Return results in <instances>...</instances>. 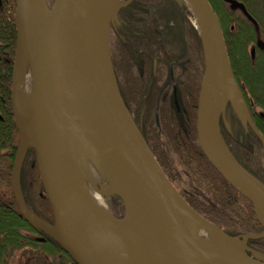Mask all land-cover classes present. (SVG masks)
<instances>
[{"label":"water","instance_id":"95a60500","mask_svg":"<svg viewBox=\"0 0 264 264\" xmlns=\"http://www.w3.org/2000/svg\"><path fill=\"white\" fill-rule=\"evenodd\" d=\"M17 41L11 105L20 144L12 169V189L21 216L51 235L76 264H264V253L248 240L264 238V184L234 157L220 130V116L232 110L245 130L263 145L229 61L223 30L209 0H175L200 19L205 70L197 106L201 149L217 169L253 204L260 234L230 236L195 211L169 180L122 98L110 48V15L103 0H15ZM231 2L244 8V5ZM31 24L36 33L34 62L29 57ZM257 46L264 50V42ZM88 50V52H85ZM32 75L26 116L21 111L25 77ZM219 83L215 119L213 85ZM225 126L229 128L224 119ZM29 149L36 153L39 175L54 223L26 205L20 175ZM109 160L113 191L123 202L133 234L119 236L104 226L101 211L81 189L77 173L101 191L90 161ZM100 188V189H99ZM107 215L118 221L113 215ZM213 236L211 241L201 233Z\"/></svg>","mask_w":264,"mask_h":264},{"label":"trees","instance_id":"16d2710c","mask_svg":"<svg viewBox=\"0 0 264 264\" xmlns=\"http://www.w3.org/2000/svg\"><path fill=\"white\" fill-rule=\"evenodd\" d=\"M53 1L49 0L50 7ZM209 1L219 17L235 78L252 120L264 137V51L257 46L258 40L264 42V0H235L244 8L235 6L231 0ZM166 7L170 11V24H183L193 31L186 54H182L185 48L181 40L174 41L171 37L170 42L169 61L184 107L180 113L172 107L166 90L159 93L155 85H147V80L141 82L133 76L134 57L141 56L149 64L153 50H164L155 40L158 37L155 31L161 30L157 14ZM120 14L121 11L116 19L123 18L124 30H120V34L127 44L121 43L116 31H112L110 38L118 86L125 105L165 174L195 211L228 235L262 233L263 227L252 202L217 171L198 141L197 105L205 59L202 40L189 21L190 11L175 0H133L122 16ZM134 25L141 35L133 33ZM16 41V1L0 0V264H10L16 256L18 264H76L57 240L46 232L38 233L25 221L14 198L12 169L20 144L11 105ZM130 41L134 49L127 47ZM250 44L255 46L253 53L248 49ZM137 98L140 100L135 104ZM225 115L229 128L223 118L220 126L228 148L237 161L264 184L260 138L251 127L244 129L230 104ZM20 184L27 207L53 224V211L44 192L33 149L26 154ZM113 206L117 215L124 214L123 203L117 195L113 197ZM248 245L264 252V238L249 240Z\"/></svg>","mask_w":264,"mask_h":264},{"label":"flooded vegetation","instance_id":"af4514ba","mask_svg":"<svg viewBox=\"0 0 264 264\" xmlns=\"http://www.w3.org/2000/svg\"><path fill=\"white\" fill-rule=\"evenodd\" d=\"M132 1L133 0H124V5L119 9L118 13L120 11H121V14L124 13V11H126V8L129 6V4L132 3ZM169 12H170L169 9L166 7L165 9L162 8V11L157 14V17L159 18L160 23H161V25H159L161 27V30L159 31L157 29L155 31V33L157 32V35H158V37L155 40L157 41V43H159L164 48V50L163 51H159L158 49L153 50V52H151V56H150L152 58L151 63H149V64H147V60L142 59L141 56L140 57H134L133 58V65H134L133 76L138 78V80L141 82H143V80H147L148 81V83H146L147 85H155L158 88L157 92H159V93L166 90L168 95H169V98H171V102L173 104L172 107L175 109V111L177 113H180L181 108L183 107V104H182L181 99L179 97V90H178L177 82L175 81V72H173V70H171V65H170V61H169L170 42H171V37L174 41L181 40L182 45L185 48V50L184 49L182 50V54H186V51L188 49H190V46H191L190 42H191V36L193 35V31L189 28H186L183 24L181 26H176L175 23L170 24L169 21H170L171 17H170ZM118 13H117V15H118ZM123 25H124L123 18L119 17L118 20L115 19L114 24L111 26V34H112V31H116L118 33V39L122 40L121 43L127 44V41H125L122 34H120V30H122ZM150 25H148V28L151 29L150 31L152 32V28L150 27ZM171 25L173 28L172 30H170ZM134 26H135V29L132 26L133 33L137 34V35H141L139 32L140 30L137 28V26L136 25H134ZM141 33L144 35L143 32H141ZM171 33H172V35H171ZM179 38H181V39H179ZM176 43L178 44V42H176ZM118 44L120 45V42H118ZM119 45H117V48ZM130 46H131V48L134 49L133 42H131V41H130L129 46H127V47H130ZM121 48L122 47H119V49H121ZM261 50L264 51L263 49H261ZM118 57L120 59L122 58L121 55H118ZM122 74H123V77H126L124 73H122ZM164 96L166 97V95H164ZM159 97L163 98V96H160V95H159ZM139 100L140 99L137 98L135 104H138ZM131 105H132V107H134L132 103H131ZM155 116H156V120L158 122V112L157 111H156ZM37 231H38V233L40 232L39 230H37ZM249 247H251L252 249L258 250L260 252H263V251L255 248L253 245H251V246L249 245Z\"/></svg>","mask_w":264,"mask_h":264},{"label":"bare ground","instance_id":"6f19581e","mask_svg":"<svg viewBox=\"0 0 264 264\" xmlns=\"http://www.w3.org/2000/svg\"><path fill=\"white\" fill-rule=\"evenodd\" d=\"M121 3H122L121 0H103L105 9L110 15H113L116 12V10L121 6ZM196 24L204 40L209 43V38L203 28V25L200 19L197 18ZM35 41H36L35 28H34V25L31 24V47H30L29 57L32 60V62H34V58H35ZM85 52H88V50H86ZM29 99H30L29 94L22 93L21 111H22L23 116H26L28 105H29ZM219 103H220L219 83H218V79L215 78L214 85H213V109L215 112V119H217V116L219 113ZM93 164L98 170H100V174L105 179L106 185L101 191H98L82 175L77 173V178L81 185L82 191L85 193V195H87V197L91 200V202L95 204V206L99 209V211H101L98 217L104 226H106L110 231H112L113 233L119 236H125V237L131 236L133 232H132L130 221L128 219L123 220V221H116V220L111 219L107 215L108 212L104 208L103 204L101 202H98V198H100L102 194L110 193L114 191L116 187L115 178L113 176L109 160L105 161L103 164H100L93 160ZM201 238L205 241L206 240L211 241L213 239V236L207 232H202ZM211 264H225V262L216 261V262H212Z\"/></svg>","mask_w":264,"mask_h":264},{"label":"rangeland","instance_id":"374dc122","mask_svg":"<svg viewBox=\"0 0 264 264\" xmlns=\"http://www.w3.org/2000/svg\"><path fill=\"white\" fill-rule=\"evenodd\" d=\"M47 2L49 3V0H47ZM121 2H124V0H121ZM189 21H190V23H192L193 27L195 25V27L198 31L199 29H198L197 24H196L197 18L194 16V14L189 15ZM248 49L251 51V53H253L255 51V46L253 44H250ZM31 84H32V75H31V72L29 71L27 76L25 77V80L23 83V88H22L23 94H29L30 95ZM90 167H91V171H92L94 177L102 184V187H101V190H102L104 188V186L106 185L105 179L100 174V170H98L91 161H90ZM114 196H116V195L113 191L110 193H104L101 195L100 198H98V202H101L103 204L104 208L106 209V211L109 214L113 215L118 221L126 220L127 217H126L125 213L122 216H119L116 214L115 207L113 206V197ZM18 262H19V259L16 256L10 262V264H18Z\"/></svg>","mask_w":264,"mask_h":264}]
</instances>
